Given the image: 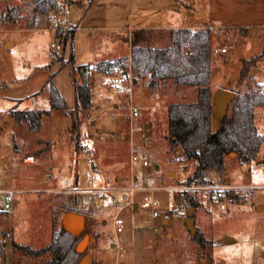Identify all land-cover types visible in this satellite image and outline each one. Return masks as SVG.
Wrapping results in <instances>:
<instances>
[{
	"label": "rangeland",
	"instance_id": "374dc122",
	"mask_svg": "<svg viewBox=\"0 0 264 264\" xmlns=\"http://www.w3.org/2000/svg\"><path fill=\"white\" fill-rule=\"evenodd\" d=\"M67 1L74 3L67 6L64 17L51 14L63 21L61 28H75L73 45L64 46L56 39L49 15L39 20L41 28H28L32 13L26 0H0V264H44L52 257L50 253L28 255L15 243L33 249L47 246L69 212L88 219L85 234L95 238L88 247L94 264H264V193H237L222 209L208 189L202 188L210 184L185 187L194 164L186 167L184 162L173 161L166 138L168 105L184 96L177 85L168 80L151 87L147 79H141L134 83L131 97L129 78L121 76L123 92L119 93L113 80L120 73L95 75L91 108L74 113L73 65L62 66L71 47L76 65L127 56L130 26L167 23L171 14L181 11L187 15L192 10L196 15H187V23L213 26L212 48H228L226 54H212L215 93L254 90L264 86L258 82L264 79V71L254 74L252 67L244 82L239 84L238 78L243 59L264 53V0H94L93 6L89 0ZM242 2L249 4L246 18L231 8ZM16 6L20 15L6 17ZM241 21L247 22L248 35L234 37L236 28L230 24L237 26ZM162 34L164 40L155 42L156 47L169 45L168 31ZM51 74L68 112L51 110ZM134 108L139 115L131 120ZM18 109L49 110V114L42 116L41 129L32 132L27 122L13 118ZM218 124L215 111L214 131ZM255 124L264 137V107L256 108ZM145 143L150 166L135 165L133 171L132 151ZM89 148L94 150L93 158L88 157ZM257 160L242 164L231 153L222 174L214 172L210 179L215 183L219 176H226L224 182L230 186L262 184L264 140ZM133 175L142 188L158 187L154 196L161 201L159 217L154 218L144 206L150 191L114 190L127 188ZM106 188L112 190L104 192ZM185 190L199 201L193 214L195 235L202 231L206 239L203 245L185 224ZM10 196V208L5 209ZM172 198L184 206L182 216L175 215ZM226 236L236 241L226 244Z\"/></svg>",
	"mask_w": 264,
	"mask_h": 264
},
{
	"label": "trees",
	"instance_id": "16d2710c",
	"mask_svg": "<svg viewBox=\"0 0 264 264\" xmlns=\"http://www.w3.org/2000/svg\"><path fill=\"white\" fill-rule=\"evenodd\" d=\"M93 1V0H91ZM31 9L32 17L28 28H41L39 20L51 18L52 12L64 17L66 7L73 2L62 0H26ZM21 9L16 6L6 17H17ZM75 28H59L56 39L64 46L70 42L73 45ZM158 31L154 29H139L132 32L131 56L119 57L93 64L76 65L75 52L70 49L69 57L62 62L73 65V86L75 92L74 113L88 111L92 106V73L111 75L120 73L127 77L131 70L133 83L147 79L151 87L159 82L172 81L177 86L194 88L197 97L193 102H173L168 105V133L166 138L170 144L172 160L186 165L194 164L192 173L184 184H212L210 175L214 172L222 174L226 166V157L236 153L242 164H249L258 159L260 146L264 137L258 133L255 124V110L264 107V94L260 88L244 93H236V98L228 107L227 114L221 119L217 130H213V116L216 111L214 93L211 87L213 52L212 29L177 28L169 33V45L157 48L155 42ZM264 53L255 58L243 59L238 83L248 77L250 70L262 59ZM49 65L48 67H50ZM125 73H127L125 75ZM80 76V79H78ZM82 82V83H80ZM51 110L69 111L64 95L53 83V74L49 78ZM48 111L15 110L12 114L17 122L25 121L32 132L42 127V116ZM74 116V114H72ZM77 125V121L74 127ZM182 148L184 154H181ZM186 171V170H185ZM183 198L188 208L196 209L199 201L188 191H183ZM188 212V210H187ZM80 237L68 233L62 228L53 233L51 242L40 249L29 245L15 243V247L28 255L44 256L50 253L52 257L44 264H80L84 254L77 252ZM194 239L201 245L206 243L202 231H198ZM2 264H8L3 262Z\"/></svg>",
	"mask_w": 264,
	"mask_h": 264
},
{
	"label": "built area",
	"instance_id": "2783aa9c",
	"mask_svg": "<svg viewBox=\"0 0 264 264\" xmlns=\"http://www.w3.org/2000/svg\"><path fill=\"white\" fill-rule=\"evenodd\" d=\"M50 20L52 21V30H57L59 28H61L62 26H60L63 21L59 20L56 21L54 17H51ZM55 44H53V47L55 48ZM212 52L215 54H220V53H227V49L226 48H212ZM129 77V76H128ZM123 78H127V77H123ZM133 81V76H131V84ZM121 83H122V77L117 76L114 78L113 80V85H115V88L117 90V92L122 93L123 92V88L121 87ZM260 91L264 92V86L260 87ZM132 93H133V85H130L129 87V94L132 97ZM139 115L138 109L134 108L133 109V113L129 115L130 119L132 120L134 117H137ZM143 137L145 136L144 134L142 135ZM148 145V143H145V145H143L142 149L139 148H134L131 154V158H130V163L132 165V169L134 171V166L135 165H139L142 167H149L150 166V161L148 159V156L146 154V146ZM88 157L89 158H93L94 157V150L89 148L88 149ZM262 173L264 175V164L262 165ZM226 176L221 177L219 176L218 180L215 183L210 184L207 187H202L205 189H208V191L211 193V199L212 201L215 202H219L221 203V208L225 209L226 205H225V201L229 198H232L235 194L237 193H241L244 195H250L255 191H261L262 193H264V183L262 184H249V185H245V186H230L228 184H226L224 182V180H226ZM185 187H190V186H185ZM155 186L149 185L147 187H141L138 179L136 178L135 175H133L132 180L130 182V185L127 188H122V189H114L116 192L118 190H120L121 192H127V193H135L138 192L140 190H147L150 191L151 193L148 194V196H146L144 198V206L148 209L151 210L152 212V216L154 218L159 217L160 213L158 211L160 205H161V201L154 196V191L156 190ZM110 188H106L103 189L104 192H109ZM172 197H174V194H172ZM125 200H129V197L126 196L124 198ZM13 200V197L10 196L8 201L4 204V208L5 209H9L10 208V201ZM173 201V208H174V212L175 215L177 216H182L185 213V208L183 205L181 204H176L174 202V198H172ZM118 231H121V227L118 226Z\"/></svg>",
	"mask_w": 264,
	"mask_h": 264
},
{
	"label": "crops",
	"instance_id": "0c3cea01",
	"mask_svg": "<svg viewBox=\"0 0 264 264\" xmlns=\"http://www.w3.org/2000/svg\"><path fill=\"white\" fill-rule=\"evenodd\" d=\"M93 1L89 0L90 3H92ZM95 1L92 3V6L95 5ZM69 2H73V1H69ZM248 5H245V3L242 2L241 4H238L236 6L234 5L231 8H234L236 14L237 13H240L243 18H246V14H249L250 13L249 12V6ZM66 9H67V7H66ZM176 10L178 11V9H176ZM170 12L173 13V11H170ZM171 15H172L171 17L166 18L167 23H161V21H160V22L153 23V24H141V23H138L134 27H131L130 26L129 27L130 33L128 35V38L130 37V42H129V55H127V56H131V36H132V32L135 31V30H139V29H154L156 31H159L158 38L156 40V43H160V41L164 40V35L165 34H162V33L165 32V31H168L169 32L171 29L190 28V29L196 30V29L203 28V27H211L212 29H214V27L211 26V25H198L197 23H194L192 21L189 22V23H187V15L190 16V17H194L196 15V13L194 11H192V10H189L188 13H187V15L183 14L181 11L175 12V13H173ZM241 22L242 23L239 24V25H237V26L234 25V24H230L231 29L233 28V30H234V28H236L234 30V32H235V34H234L235 36L234 37L239 36V35H244V36H247L248 35V27H247L248 24H247V22H245V21H241ZM237 28H240V30H238ZM241 32H244V34H242ZM226 38H227L226 36H222L221 37V40H226ZM212 39H213V35H212ZM168 40H169V35H168ZM212 45H213V43H212ZM212 47H214V46H212ZM157 48H165V47H160L159 46ZM218 48H226V47H218ZM227 52H228V48H227ZM224 54H226V53H224ZM123 57H125V56H123ZM117 58H119V57H117ZM109 60H111V59H109ZM262 60H263V62H261V61L258 62V66L257 67H255V68L253 67L252 68V72L254 74L257 71H261V73L264 71V57H262ZM104 61H108V60H104ZM100 74L101 73H92L91 80L93 81L94 76L95 75H100ZM101 75H104V74H101ZM128 76H127V78H129V80L131 82V76H132L131 70L129 71ZM92 81H91V88H92ZM130 82H129V85L131 84ZM258 82L261 84L262 82H264V79L261 80V81H258ZM160 83H163V82H160ZM129 85H128V87H129ZM133 86H134V83H133ZM178 89H180V91H182V94L184 95L183 98L180 101H178V102H193V101L196 100L197 93H196V91H195L194 88L185 87V86H178ZM213 93L215 94V91L214 90H213ZM156 168L158 169L159 166L156 165Z\"/></svg>",
	"mask_w": 264,
	"mask_h": 264
},
{
	"label": "water",
	"instance_id": "95a60500",
	"mask_svg": "<svg viewBox=\"0 0 264 264\" xmlns=\"http://www.w3.org/2000/svg\"><path fill=\"white\" fill-rule=\"evenodd\" d=\"M126 74L127 73H125V75ZM235 98H236V93L226 89L219 90L214 94V104L219 118L222 119L227 114L228 107ZM179 150L183 155L184 154L183 149L179 148ZM256 162L259 163L260 161L257 160ZM134 209L135 210L138 209V206L136 204L134 205ZM193 211H194L193 207L188 208L187 217L185 220V224L192 236H194L197 232ZM86 225H87V217L85 215L75 212H69L65 214L62 220V226L65 229V231H67L70 234H73L76 237L82 236V234L85 232ZM93 240H95L94 236L86 235L79 242L77 246V252L79 254H84L80 264H94L91 255L88 253V247ZM232 241L234 242L236 241V239L230 236H226L224 239V243L226 244H229Z\"/></svg>",
	"mask_w": 264,
	"mask_h": 264
},
{
	"label": "flooded vegetation",
	"instance_id": "af4514ba",
	"mask_svg": "<svg viewBox=\"0 0 264 264\" xmlns=\"http://www.w3.org/2000/svg\"><path fill=\"white\" fill-rule=\"evenodd\" d=\"M87 223H88V219H87Z\"/></svg>",
	"mask_w": 264,
	"mask_h": 264
}]
</instances>
